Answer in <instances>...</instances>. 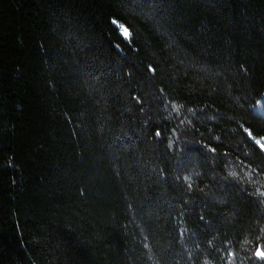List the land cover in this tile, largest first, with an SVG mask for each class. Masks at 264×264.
<instances>
[{
  "label": "trees",
  "instance_id": "1",
  "mask_svg": "<svg viewBox=\"0 0 264 264\" xmlns=\"http://www.w3.org/2000/svg\"><path fill=\"white\" fill-rule=\"evenodd\" d=\"M263 95L264 0H0V264H251Z\"/></svg>",
  "mask_w": 264,
  "mask_h": 264
},
{
  "label": "snow or ice",
  "instance_id": "2",
  "mask_svg": "<svg viewBox=\"0 0 264 264\" xmlns=\"http://www.w3.org/2000/svg\"><path fill=\"white\" fill-rule=\"evenodd\" d=\"M113 23H115V21H113ZM120 32L121 34L127 38L129 36V30L126 26L124 25H120ZM261 101H257V105H260ZM172 110L175 111L176 110V105L173 104L172 106ZM243 127V126H242ZM245 133L248 134L249 138L254 139L255 144L259 147V149L261 150V152H264V137H261L260 139H255L254 137H252V133L249 131V129L244 128L243 129ZM157 136H160L161 133L159 131L156 132ZM169 147H172V144H169ZM210 151H214V149H210ZM229 175L231 176H236L237 173L235 171H232L229 173ZM185 179H187V177H185ZM189 187H191V184L188 185ZM257 194L260 197H264V191H261L259 188H257ZM211 243V242H210ZM145 248L148 247L147 244L144 245ZM235 253L231 250H225V264H234V258H235ZM251 257L253 258L251 261V264H264V245H255L254 246V250L251 251Z\"/></svg>",
  "mask_w": 264,
  "mask_h": 264
},
{
  "label": "rangeland",
  "instance_id": "3",
  "mask_svg": "<svg viewBox=\"0 0 264 264\" xmlns=\"http://www.w3.org/2000/svg\"><path fill=\"white\" fill-rule=\"evenodd\" d=\"M119 30H120V25H119ZM259 101H261V104L256 105V109L260 112H264V108H263L264 95L261 97V99ZM262 142H264V141H262Z\"/></svg>",
  "mask_w": 264,
  "mask_h": 264
}]
</instances>
